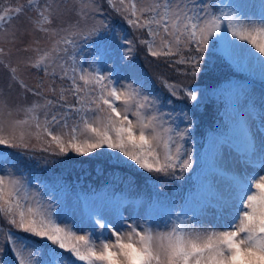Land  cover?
<instances>
[{
    "label": "snow or ice",
    "instance_id": "6c2138e0",
    "mask_svg": "<svg viewBox=\"0 0 264 264\" xmlns=\"http://www.w3.org/2000/svg\"><path fill=\"white\" fill-rule=\"evenodd\" d=\"M106 3L126 25L148 38L117 37L103 20L82 26V19L102 14L95 0H82L79 9L71 10H61L57 0H27L26 5L3 0L0 4V146L35 148V139L41 151L57 156L103 155L122 171L130 164L142 173L183 179L195 161L185 147L190 128L181 130L175 120L191 125L192 109L204 96L195 82L202 77L210 50L220 53L218 59L231 58L246 44L264 62V0L258 5L259 24L246 11L256 8L254 4H224L223 0ZM66 13L74 14L75 22L65 20ZM38 34L48 38L49 47L40 46ZM93 37L98 38L101 64L110 60L130 64L137 44L144 45L150 56L170 60L173 70L193 83L161 80L168 94L161 99L146 78H123L112 71L105 74L99 68L75 66L70 48L78 40ZM32 70L50 78L47 91L56 100L39 90L45 87L43 81L35 89L25 82L23 75ZM57 77L70 84L57 90ZM29 93L39 99L29 102ZM68 95L73 97L70 105ZM174 102L184 107L172 118L171 112L162 109ZM219 161L207 184L208 196L199 205L181 204L174 218L171 207L162 205L161 212L169 218L160 221L153 218L151 197L144 211L127 219L118 208L110 213L111 219L92 209L85 228H97L99 233L60 221L54 206L45 205L29 190L23 174L4 172L0 174V228L7 230L0 232L4 237L0 264H7L2 258L6 253L13 264H264V132L258 142L255 138L249 142L243 164L228 162L224 155ZM257 162L259 166L252 168Z\"/></svg>",
    "mask_w": 264,
    "mask_h": 264
},
{
    "label": "rangeland",
    "instance_id": "374dc122",
    "mask_svg": "<svg viewBox=\"0 0 264 264\" xmlns=\"http://www.w3.org/2000/svg\"><path fill=\"white\" fill-rule=\"evenodd\" d=\"M3 0H0V4H2ZM15 4H27V0H13ZM51 2V0H50ZM83 2H90V0H83ZM145 2H151V0H145ZM224 4L230 3H245L249 5H257L256 8L247 9L248 16L257 24L260 23V9L258 7L260 0H223ZM57 3L61 4V10L63 9H79L82 4V0H57ZM96 7L101 10V13H97L95 15V19L91 15H89L86 19L81 20V24L84 27L88 25L98 23L100 20H103L105 23L109 24L112 29L115 30L117 37L120 35H126L128 39L136 38H144V32H137L133 30L131 27H126L125 23L121 19V17L108 5L105 4L104 0H95ZM64 19L69 22H75L76 17L72 13H66ZM21 21H16L15 24L19 25ZM116 23H119V26H116ZM41 39V47L47 48L50 46V41L43 34H38ZM231 39V37H229ZM122 43V42H121ZM214 43V42H213ZM98 46V38L93 37L89 40H78L75 48H70L71 53L75 56V66L82 67L85 69L95 70L99 68L105 74H108L109 71L114 72L119 77L123 78H136V79H144V76L141 74L140 67L135 64H125L123 62L114 63L113 60L108 61V63L101 64L98 59L99 54L96 49ZM250 45H244L241 48H237L235 50V55L230 59L235 61L236 63H243L246 70L258 74L260 76H264V62L260 60V58L255 54L254 50L250 53L249 49ZM125 49L121 47V51ZM212 51V50H210ZM210 51L205 54L206 57H209L210 60L214 59V56L210 54ZM134 54H137L139 59H155V57L150 56L148 54L147 49L143 48V45L137 44V48ZM20 55H30V53H21ZM94 58L96 62L94 63ZM229 59V58H228ZM62 62V61H61ZM72 61L69 60V75H71V66ZM155 72V77H148L147 81L149 82V88L153 89L150 85L152 82H157L160 85V81L158 80V76L156 74L158 72L166 74L168 77L175 76L177 80L184 81L185 78L179 76L178 73H175L171 66H164L163 62L157 60L152 69ZM51 71V70H50ZM170 71V72H169ZM59 72V69H57ZM166 72V73H164ZM168 77H166L168 79ZM23 79L25 82L34 89L36 88L38 82L43 81L45 87L39 89L43 95L47 99L56 100L57 97L52 96L50 92L47 91V86L50 84L51 80L49 77H45L42 71L32 70L27 74L23 75ZM157 79V81L155 80ZM190 81V80H188ZM121 82H124L123 80ZM67 87L70 84V81L61 82L59 78H56L55 87L57 90L62 86ZM197 91L203 92V87H197ZM154 94L162 96V92H156L153 89ZM15 95V93H13ZM23 99V96H21ZM38 97H34L31 93L28 94V101L35 102ZM237 109L239 111V116L237 120V126L239 128L244 129L245 135H248V141H252L254 138L258 142L260 138V133L264 132V123H262V118H264V90L260 89L258 85L253 84L250 89L242 88L239 90L236 98ZM40 103L43 104L44 100H40ZM63 103V102H61ZM67 103L70 105L73 103V97L71 95L67 96ZM192 103V102H191ZM203 103V99L201 100V104ZM184 107V103L181 107L177 109V112H172V108H163L164 112H171L172 118H175L178 115V111L180 108ZM188 109L185 108V111ZM67 111V108L64 109ZM232 117V116H230ZM19 118H23L22 115ZM39 118L43 121V110L39 113ZM50 118V117H49ZM194 119H192L191 125L188 124L187 121L181 122L180 120H175V124L179 125L181 130L185 128H190L189 135L186 140L185 147L188 151H190L193 155V159L195 158L193 144L191 142L190 134L192 133ZM34 131V129H33ZM250 139V140H249ZM32 143L35 145V148H29L21 150L20 149H9L0 146V149L3 150V156L0 157V174H4V172H12L15 175L23 174V177L28 183L29 190L36 194L38 199H40L45 205H52L53 212L59 213L58 219L68 225H73L76 229L85 228L87 224V214L85 213V209L79 203V199H77V195L75 192L70 190L66 185H64V189L61 191H51L53 183H51L48 178L46 179V174H51L52 169L62 170L63 174H73L74 166L70 165L68 162H72V164H80L85 163L88 170L91 172L92 164H101L107 163V156H95L84 157L77 156L74 153H69L68 156H63L64 161L61 162L62 165L58 164L56 161H52L51 156L53 155L51 152H43L40 150V144L33 139ZM249 145V144H248ZM219 150V152H218ZM248 153V147L244 149L242 152H238L235 147L229 144L227 141L222 142L218 139H215L213 142V146L211 148V156L213 160V164L218 167L219 165V156L224 155L227 158L228 162H233L239 160L241 164H243ZM6 161V162H5ZM47 161V163H45ZM60 163V162H59ZM53 164H55L53 166ZM108 164H114L113 161L108 162ZM126 166V165H125ZM132 166V165H127ZM258 162L251 165L252 168L258 167ZM54 167V168H53ZM133 167V166H132ZM135 169V168H134ZM215 172L212 171L209 174L211 177ZM187 199V198H186ZM88 211L92 209H99L100 212L105 214L108 219L112 218L111 214L115 213V209H119L124 217L127 219L130 214L134 216L136 212H142L147 207L145 206L144 201H141L139 204L135 205L134 203H130L126 201L125 195H121L120 199L115 200L113 203H109L106 199V196L102 194L93 197L87 200L86 205ZM127 209V210H125ZM153 218L157 221L160 220H168V216H163L160 211L153 210L152 211ZM192 215V213H191ZM95 219V217H93ZM87 231H92L95 233H99V229L87 227L85 228ZM6 231L4 228H0V232ZM82 234V233H81ZM105 236L108 235L107 232L104 233ZM4 239V237L0 236V240ZM114 239V238H113ZM42 247V245H40ZM7 264H13V259L10 253H6L2 257Z\"/></svg>",
    "mask_w": 264,
    "mask_h": 264
},
{
    "label": "trees",
    "instance_id": "16d2710c",
    "mask_svg": "<svg viewBox=\"0 0 264 264\" xmlns=\"http://www.w3.org/2000/svg\"><path fill=\"white\" fill-rule=\"evenodd\" d=\"M104 2L107 5L106 0ZM116 26L118 27L119 23H116ZM125 26L130 27L126 23ZM144 38L147 39L148 37L144 36ZM143 48L146 47L143 45ZM210 54L214 56V59L210 60L209 57L205 56L206 63L202 77L195 82L197 87H203L204 96L203 103L201 104L200 101L199 106L192 109L194 123L190 137L194 149L195 163L191 172L183 174V179L171 176H157L146 172L142 173V170L137 167L127 165L124 166L122 171L120 167L108 164L111 160L106 158L107 163L92 164L90 167L91 172L85 163L72 164V162H68L74 166V171L71 175L63 174L62 170L52 169L51 174H46V179L48 178L53 183L51 191H61L64 189L63 186L66 185L75 192L79 200H89L103 193L108 202L113 203L121 195H125L126 199L133 203L144 201L146 207H148L147 201L151 197L152 209L161 211L162 205L170 206L173 218L176 213L181 211V204L194 205L191 198L193 195L202 198L207 196L209 180L203 177L211 169L209 155L211 140L213 137H222L225 134L237 140H245L244 129L237 126L238 120L236 117H238L239 112L237 110L236 95L242 88L248 90L253 84L264 90L263 75L260 76L246 70L244 64L236 63L230 58L218 59L217 57L220 56L218 51L212 50ZM157 60L163 62L164 66H171L173 70L170 60L166 61L165 58L139 59L137 54H134V59H132L130 64H137L144 79H148L151 76L155 77V72L151 69ZM174 67L183 70L182 65ZM173 71L179 75L178 71ZM157 76L160 85L157 84V79H155L157 82H153L152 79L150 85L154 91L162 92L161 99L168 98L167 89L161 83V80H168L171 83H193L188 80H177L175 76L168 77L166 74L163 76V73L160 72L156 74ZM172 99L175 101V98ZM186 103L191 104V102ZM182 104L174 102L165 108L178 109ZM230 114L232 117H229ZM0 151L3 152L1 149ZM20 153H22L21 150ZM51 159L63 166L61 164L64 161L63 156L53 154ZM177 175L179 176L180 173L177 172ZM185 192H188L187 194L189 195L186 202H184L183 198Z\"/></svg>",
    "mask_w": 264,
    "mask_h": 264
}]
</instances>
